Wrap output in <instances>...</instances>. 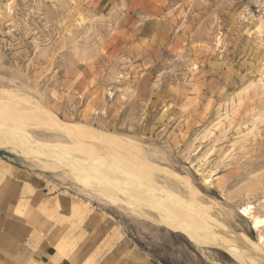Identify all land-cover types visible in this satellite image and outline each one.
Wrapping results in <instances>:
<instances>
[{"label":"rangeland","instance_id":"rangeland-1","mask_svg":"<svg viewBox=\"0 0 264 264\" xmlns=\"http://www.w3.org/2000/svg\"><path fill=\"white\" fill-rule=\"evenodd\" d=\"M263 45L264 0H0V103L115 138L183 198L185 179L264 261V226L239 211L243 203L264 217ZM8 109L1 122L13 120ZM45 122L30 117L27 129L69 143ZM88 151L73 155L97 153ZM113 152L107 159L123 158ZM0 160L41 173L4 151ZM47 175L74 196L76 214L101 213L150 264H251L163 227L154 213L104 203L61 172Z\"/></svg>","mask_w":264,"mask_h":264},{"label":"bare ground","instance_id":"bare-ground-1","mask_svg":"<svg viewBox=\"0 0 264 264\" xmlns=\"http://www.w3.org/2000/svg\"><path fill=\"white\" fill-rule=\"evenodd\" d=\"M0 107L15 110L4 103H0ZM43 115L47 122L42 126L60 133L69 143L43 141L28 131L27 120L33 116L42 118ZM11 117L13 120L10 123L0 120V151L33 164L41 173L56 176L61 172L84 188L90 189L97 198L111 206L123 205L134 213H154L163 227L183 234L198 245L217 247L237 260L247 259L251 264H264L245 239L219 225L213 211L197 202L193 189L185 179L183 183L187 197L183 198L173 188L168 189L170 185L166 188L162 186L165 184L160 185L155 181L153 171L164 176L163 171L127 152L115 138L99 135L81 125L61 122L38 107L33 110L19 108ZM85 148L87 151L94 148L97 153L85 158L73 155L75 150L82 152ZM112 150L119 151L123 158L113 156L112 159H107L108 152L111 153ZM9 173L8 164L0 160V182ZM90 182L95 183L96 187L90 188ZM252 209V206L242 203L239 211L242 216L251 219L253 228L258 229L264 226V217L254 215ZM110 238L112 240L115 237L108 239ZM108 242L110 241H104L102 251L109 249ZM87 264L95 262L89 261Z\"/></svg>","mask_w":264,"mask_h":264},{"label":"crops","instance_id":"crops-1","mask_svg":"<svg viewBox=\"0 0 264 264\" xmlns=\"http://www.w3.org/2000/svg\"><path fill=\"white\" fill-rule=\"evenodd\" d=\"M8 166L0 182V264H150L101 213L76 214L74 196L50 176Z\"/></svg>","mask_w":264,"mask_h":264}]
</instances>
